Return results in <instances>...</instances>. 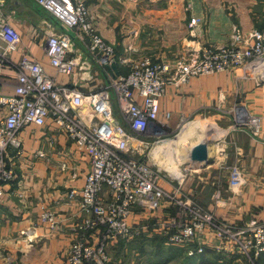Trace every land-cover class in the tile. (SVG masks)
Here are the masks:
<instances>
[{"label":"crops","instance_id":"obj_1","mask_svg":"<svg viewBox=\"0 0 264 264\" xmlns=\"http://www.w3.org/2000/svg\"><path fill=\"white\" fill-rule=\"evenodd\" d=\"M85 1L99 33L114 44L117 57L125 59L117 63L118 73L124 74L128 71V62L143 56L173 64L182 56L189 60L197 58L206 46L230 44L238 33L243 38H251L254 31L264 30V0ZM3 2L7 12L15 14L13 22L20 31L24 47L43 63L51 75L56 76L58 82L76 85L83 93L100 88L107 82L106 76L95 66L90 80L58 74L43 49L46 33L52 31V27L59 29L54 18L35 0ZM193 18L197 19V24L192 27L190 22ZM76 47L86 49L81 43ZM22 52L20 49L13 53L15 61L21 59ZM3 80L2 92L14 93L17 81L14 66L5 67ZM160 104V118L176 132L183 128L175 138H178L176 152L172 151V154L176 153L178 162L206 132L214 139L210 144L211 163L202 171L191 169L187 179L185 169L178 168L183 175L176 173V185L162 182L165 189L178 195L193 194L201 205L215 212L220 223L244 225L252 220L264 222L262 73L238 67L226 73L192 77L188 83H175L172 79ZM119 109L116 104L117 116H120ZM166 113L170 116L166 117ZM245 113L261 117L258 135L237 125V118L241 120ZM192 119L203 120L213 128L204 129ZM20 135L23 150L19 153L16 149L10 150V163L15 175L5 184L0 203V264H65L72 241L80 239L97 243L103 234L101 229L82 228L86 216L76 202L67 198L70 188L83 186L91 168L89 156L79 151L52 120L43 126L26 124L20 129ZM160 144L156 143L147 156L150 164L159 165L155 155ZM238 148L241 154L237 153ZM233 166L238 167L234 179ZM216 173L219 177H214ZM217 191L219 198L214 196ZM44 208L62 218L58 228L53 230L41 221ZM171 216H176V206L166 200L157 212L136 206L131 222L135 226L145 222L144 229H148L150 233L147 235L152 236L158 233L156 225ZM206 236L205 252L188 256L190 263L224 264L227 258L241 259L240 255L234 257L219 248L220 241L212 234L207 233ZM161 239L165 240L164 237ZM194 246L197 247V243ZM124 259L113 258V264H123ZM256 264H264V254L257 257Z\"/></svg>","mask_w":264,"mask_h":264},{"label":"built area","instance_id":"obj_2","mask_svg":"<svg viewBox=\"0 0 264 264\" xmlns=\"http://www.w3.org/2000/svg\"><path fill=\"white\" fill-rule=\"evenodd\" d=\"M35 1L59 28L52 27L54 31L46 33L43 43L44 53L56 72L90 80L91 70L97 66L107 82L89 93H83L76 85L58 82L24 47L13 22L15 14L7 12L0 0V203L5 184L15 175L10 150H23L20 129L26 124L43 126L52 120L79 151L89 156L91 168L83 186L70 188L67 198L85 214L82 228L103 232L97 243L72 241L65 264H113L109 243L133 240L142 231L150 233L144 227L140 231L133 227L131 216L135 207L157 212L166 200L180 208L175 217L156 226L167 243L184 247L192 257L205 252L204 241L209 233L219 239V248L256 264L257 257L264 254V222L220 223L215 212L200 205L193 194L168 192L158 170L141 149L153 144L150 138H156L155 143L162 141L168 125L160 118V101L172 79L175 83H188L192 77L226 73L238 67L260 73L262 63L256 62L264 58V31L253 33L249 47L209 45L197 58L179 57L173 64L142 57L128 62L125 74L116 73L112 64L125 59L120 60L114 44L99 33L85 0ZM196 24L197 19L193 18L190 26ZM240 36L236 35L237 39ZM77 43L86 49H78ZM20 49L21 59L15 61L12 55ZM8 65L16 69L12 94L2 92ZM116 104L120 116L115 114ZM237 125L258 135L261 117L247 113ZM237 153L241 154L239 148ZM232 171L234 179L238 167L233 166ZM214 196L219 198V191ZM41 221L54 230L62 218L44 208Z\"/></svg>","mask_w":264,"mask_h":264},{"label":"rangeland","instance_id":"obj_3","mask_svg":"<svg viewBox=\"0 0 264 264\" xmlns=\"http://www.w3.org/2000/svg\"><path fill=\"white\" fill-rule=\"evenodd\" d=\"M256 31H264V30H256ZM238 34H240V33H238ZM252 40H253V34L251 35V38L250 37H248V38L244 37L243 38V36H240V38L237 39V37H234L233 41L230 44H225L224 46L230 47V46H235L238 44L239 46L249 47L252 44ZM217 46H223V45H217ZM143 57H149V56H143ZM182 57H184V56H182ZM258 62L262 63V66L259 69L260 70L259 72L264 74V58L257 61L256 63H258ZM95 67H97V66H95ZM251 71L254 72V70H252V69H251ZM246 114L247 113H245L244 117H246ZM237 120L240 121L238 118H237ZM241 120H242V118H241ZM193 121H198L199 124H201L204 129L213 128L211 125L210 126L206 125L203 120L195 119ZM182 129L180 127L178 130L182 131ZM151 130H153V129H151ZM179 131L176 132V130L171 129L169 126H167L166 129L163 130L161 140H163V141L167 140L168 142L167 141L166 142L161 141L160 142L161 144L158 146V148L156 150L155 157L158 158L157 160H158L159 165L156 163L155 164L156 166H155L151 162L153 164V167L156 168V170H158L159 177L161 179V183L165 181L166 185H170V184L176 185V179H174L176 177V173L178 174V176H179V174H180V176L183 175V171L182 170L178 171L177 170L178 168L185 169V178L186 179L189 177L188 174H189L190 170L191 169L194 170L193 168L190 167V163L188 162V160L185 159L186 156L181 157L183 159L182 160L183 162L182 161L178 162L177 157H176V153L172 154L173 150L176 152V140L178 138L177 139H175V138L178 137ZM150 139H153L152 140L153 144H150L148 147H144L143 149H141L143 151V155L146 158L150 154V152L152 151V148L156 144L155 143L156 138L153 137ZM179 141H181V140H179ZM188 141L189 140H187V142ZM190 142H193V141H190ZM183 145H185V144H183ZM164 146L166 149H168V151H167L168 155L162 154V151L164 152L166 150V149H164ZM136 154L139 155L141 153L136 152ZM176 161H177V164H176ZM202 169H204V168L203 167L196 168V170H200V171H202ZM195 175H197V174H195ZM217 176L219 177L218 173H216L214 177H217ZM162 185H163V183H162ZM188 194L189 193H187V195ZM196 201L198 202V200H196ZM199 204L201 205V203H199ZM179 209L180 208L178 206H176V215L178 214ZM148 221H150V220H148ZM133 227L135 229H137L138 231H140L139 228H143V227L146 228V224H145V222H143V224H137L136 226L133 224ZM147 234L148 233H145L144 231H142L141 234L136 235L133 240L123 241L125 245L123 244V242H121V241L119 242V240L116 242L114 241L111 244V246L108 247V250H109L112 258L119 259L120 257H124L125 259L123 260L124 262H122L123 264H192V263H190V260L188 259V255L186 254V249L184 247H182L184 250L183 251L181 248H179L177 246H172L171 244H166L165 243L166 241L164 239H161V237H163L161 234L156 233V234H152V236H148L149 234L148 235ZM125 249H128V251H126ZM235 256H239V255L235 254L234 257ZM201 263L202 262H200V264ZM204 263L206 264V262H204ZM193 264H195V263L193 262ZM197 264H199V263H197ZM224 264H249V263L246 262L244 257H241V259L239 258V260H236L233 258H227V262H224Z\"/></svg>","mask_w":264,"mask_h":264},{"label":"water","instance_id":"obj_4","mask_svg":"<svg viewBox=\"0 0 264 264\" xmlns=\"http://www.w3.org/2000/svg\"><path fill=\"white\" fill-rule=\"evenodd\" d=\"M112 68L118 73L116 63L112 64ZM213 141L211 134L206 132L197 143L189 148L186 158L191 168H205L211 163L210 144Z\"/></svg>","mask_w":264,"mask_h":264},{"label":"bare ground","instance_id":"obj_5","mask_svg":"<svg viewBox=\"0 0 264 264\" xmlns=\"http://www.w3.org/2000/svg\"><path fill=\"white\" fill-rule=\"evenodd\" d=\"M163 141V140H162ZM167 140H164L163 142H166ZM168 142V141H167ZM167 153V150H165L164 152L162 151V154L165 155ZM161 167V166H160ZM162 168V167H161Z\"/></svg>","mask_w":264,"mask_h":264},{"label":"trees","instance_id":"obj_6","mask_svg":"<svg viewBox=\"0 0 264 264\" xmlns=\"http://www.w3.org/2000/svg\"><path fill=\"white\" fill-rule=\"evenodd\" d=\"M165 241H166V239H165Z\"/></svg>","mask_w":264,"mask_h":264}]
</instances>
